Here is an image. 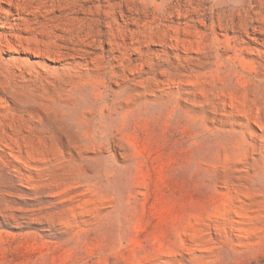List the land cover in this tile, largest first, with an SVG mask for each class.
Returning a JSON list of instances; mask_svg holds the SVG:
<instances>
[{
	"label": "rangeland",
	"instance_id": "1",
	"mask_svg": "<svg viewBox=\"0 0 264 264\" xmlns=\"http://www.w3.org/2000/svg\"><path fill=\"white\" fill-rule=\"evenodd\" d=\"M0 264H264V0H0Z\"/></svg>",
	"mask_w": 264,
	"mask_h": 264
}]
</instances>
